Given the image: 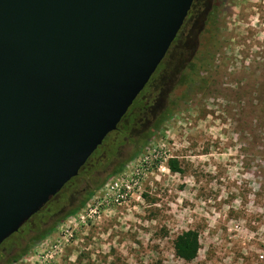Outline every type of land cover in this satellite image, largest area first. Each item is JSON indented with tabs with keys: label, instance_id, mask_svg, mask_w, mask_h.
<instances>
[{
	"label": "rangeland",
	"instance_id": "obj_1",
	"mask_svg": "<svg viewBox=\"0 0 264 264\" xmlns=\"http://www.w3.org/2000/svg\"><path fill=\"white\" fill-rule=\"evenodd\" d=\"M202 3L165 58L130 140L115 150L109 141L0 247V264H264L255 259L264 242V0ZM202 28L210 38L203 69L180 85L182 67L196 60ZM150 132L132 157L131 141ZM170 158L181 173L167 168ZM119 161L125 166L111 173ZM125 186L127 195L117 198ZM84 188L94 189L86 204L60 219ZM54 223L49 235L8 263ZM187 230L200 241L190 262L173 250Z\"/></svg>",
	"mask_w": 264,
	"mask_h": 264
},
{
	"label": "water",
	"instance_id": "obj_2",
	"mask_svg": "<svg viewBox=\"0 0 264 264\" xmlns=\"http://www.w3.org/2000/svg\"><path fill=\"white\" fill-rule=\"evenodd\" d=\"M194 0H0V245L117 129Z\"/></svg>",
	"mask_w": 264,
	"mask_h": 264
},
{
	"label": "trees",
	"instance_id": "obj_3",
	"mask_svg": "<svg viewBox=\"0 0 264 264\" xmlns=\"http://www.w3.org/2000/svg\"><path fill=\"white\" fill-rule=\"evenodd\" d=\"M202 5H203L202 0H194L193 4L191 6V9H190V11H189V13H188V15L186 17V19L193 12H195L199 7H202ZM182 27H181V29H182ZM181 29H180L177 37L175 38V40L171 44L169 50L167 51V54L165 55V58L167 57L168 53L171 50H173L172 48L177 43L178 36L181 33ZM205 32L207 33L208 30L206 28H202V29H200V31L198 33L199 34V37H198L199 43H198V46H197L198 49L196 50V53H195L196 55L194 56V59L196 58V60L195 61H192V60L189 61L181 69L180 76H179V81H178V84H180V85H183L184 83L192 81L194 77L198 76V73H200V70L203 69L202 62H203L204 58L202 59L203 56L201 57V55L203 54V52L207 48V43L210 40V38H209V40L207 41V38L209 36L205 37L204 36ZM198 56H200V57H198ZM165 58L163 59V61L158 66L157 70L152 75L151 79L149 80V82L147 83L145 88L141 91V93L138 95V97L134 100L133 104L131 105V107L128 109L127 113L125 114V116L122 118V120L118 124L117 129L114 132L110 133L104 139V141L101 144V146H99L97 148V150L90 156V158L87 160L85 165L80 170L79 174L75 178H73L70 182H68L66 185H68L73 180H75L77 177H80L82 175V172H84V170L87 168L89 163L95 157L98 156L99 151L104 149L105 145L108 144L109 141L112 142V144L110 142V145H111L110 148L115 150V148L119 144H121L122 141L124 142V139L130 140L129 131H131V129H132L131 125H133V123H135L134 120L137 119V117L139 115L144 113L145 109L149 105V102H148L149 98H148L147 94L154 88V86H155L154 82L157 79V75L160 72V70L164 67L163 65H165ZM127 122H128V124H127ZM158 122H159V120H158ZM158 122H156V124H155L156 126H157ZM149 131L152 132V127H150L149 130H147V132H149ZM151 132H150L149 135L147 133H146V135H141L138 140L131 141V145L133 146L132 157L137 155L138 150H140L143 147V145H144L143 142H145L150 137ZM112 153H113V151H110L107 154L108 158H110L113 155ZM124 166H125V162H123V161L120 162L119 161L118 163L115 164V166L113 167L111 173H113V174L119 173L123 169ZM167 168L173 173H181L182 172L181 168L179 167V163H178V161L175 158L168 159ZM97 179H99V178H97ZM99 181L100 180L94 181V185L98 186L100 184ZM93 191H94L93 188H84L82 190V192H81L82 196L77 200V202L73 206H70L69 210L60 219H64V218H66V217H68L70 215H73L78 210H80L86 204L87 200L92 196ZM52 199L53 198H51L50 201L46 205H48L52 201ZM45 206L43 208H45ZM28 221L26 223H24L20 227V229L18 230L17 233L13 234L8 239H6L0 245V247L4 243L9 241L13 236H15L16 234H19L26 227ZM54 226H55V223L52 224L50 227L44 229L43 231L37 232L35 235H33L28 241V246L26 248H24L22 251H20L18 254L12 255V257L8 261V263H11L12 261H14L16 259V257H21L25 253V251L34 242H37L39 239H41L43 237L45 238L47 235H49L53 231V227ZM173 250H174V255L177 258H179V259H181V260H183L185 262L193 261L197 257L198 252L200 250L199 234L195 230H187V231L182 232L181 234H179L175 238V240L173 242Z\"/></svg>",
	"mask_w": 264,
	"mask_h": 264
},
{
	"label": "built area",
	"instance_id": "obj_4",
	"mask_svg": "<svg viewBox=\"0 0 264 264\" xmlns=\"http://www.w3.org/2000/svg\"><path fill=\"white\" fill-rule=\"evenodd\" d=\"M117 187H118V183H114L113 185H111L110 189L115 190ZM125 188H127V192L123 193L120 196L118 195L117 198H120V199L124 198L127 195L128 191L130 190L131 187L125 186ZM94 214H95V212H94ZM81 218H84V217L82 216ZM255 259H256V262H264V242H263L261 248L255 252Z\"/></svg>",
	"mask_w": 264,
	"mask_h": 264
}]
</instances>
